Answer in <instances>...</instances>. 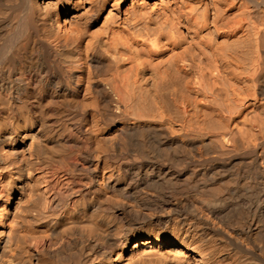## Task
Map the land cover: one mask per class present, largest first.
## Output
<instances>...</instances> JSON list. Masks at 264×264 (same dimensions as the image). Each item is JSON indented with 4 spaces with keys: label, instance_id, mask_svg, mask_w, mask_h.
<instances>
[{
    "label": "bare ground",
    "instance_id": "bare-ground-1",
    "mask_svg": "<svg viewBox=\"0 0 264 264\" xmlns=\"http://www.w3.org/2000/svg\"><path fill=\"white\" fill-rule=\"evenodd\" d=\"M0 264H264V0H0Z\"/></svg>",
    "mask_w": 264,
    "mask_h": 264
}]
</instances>
